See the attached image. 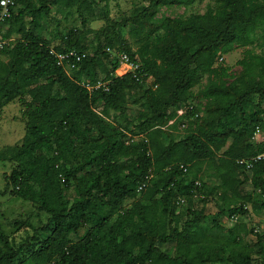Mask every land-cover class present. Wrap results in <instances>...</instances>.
<instances>
[{"label":"trees","instance_id":"obj_1","mask_svg":"<svg viewBox=\"0 0 264 264\" xmlns=\"http://www.w3.org/2000/svg\"><path fill=\"white\" fill-rule=\"evenodd\" d=\"M98 2L14 0L0 23L8 38L0 49V110L19 99L25 118L21 143L0 159L16 161L7 182L36 205L23 220L32 232L19 244L0 223V264H264V229L254 232L255 252L243 242L240 219L232 226L213 220L211 234L207 215L194 207L217 189L221 214L241 218L264 207V160L250 170L237 162L264 150V139L251 140L257 127L264 130V52L248 47L259 30L264 37V0H215L203 13L163 15L135 43L122 33L130 18L109 20L93 47L78 28L57 40L42 34L55 5L76 7L85 23ZM235 47L245 50L233 74L219 59ZM69 50L85 53L74 67L57 62L56 53ZM111 50L139 67L117 74ZM196 96L202 107L191 101ZM128 99L141 103L132 119ZM110 111L119 117L110 121ZM214 157L222 182L208 189L199 164ZM238 172L246 173L240 179ZM183 202L188 216L181 219L175 205Z\"/></svg>","mask_w":264,"mask_h":264},{"label":"rangeland","instance_id":"obj_2","mask_svg":"<svg viewBox=\"0 0 264 264\" xmlns=\"http://www.w3.org/2000/svg\"><path fill=\"white\" fill-rule=\"evenodd\" d=\"M97 4L92 7L91 13L84 15L86 22L83 23V17L78 15L76 7L73 9H68L66 11H61L58 5H55L50 12V17L45 23L42 34L47 38L57 40L59 35L66 34L70 29L78 28L84 32L86 43L89 47H93L97 43L98 38L96 36V31L105 26L109 20L117 19H127L130 18V22L122 27L123 35L128 38L131 43H135L138 36H143L145 31L150 28L161 16H177V15H188L192 12L203 13L209 5L215 3V0H193L191 3H184L179 0H172L167 3H161L157 6H151L150 0H98ZM137 17L136 21H140V33L135 34L132 32L134 25V18ZM17 33L13 31V35L10 37L13 41L17 37ZM137 46H134L136 48ZM248 47L253 48L257 52H264V37L262 36V31L257 32L256 39L253 44ZM244 47H235L232 51L223 55L222 62L230 67V72L233 74L238 73L241 70V66L238 62L240 58L244 55ZM1 57L6 61L10 60V57L5 53L1 54ZM120 66L117 68V74H123L126 72L125 66L123 68ZM149 81L152 78H148ZM206 76H202L200 82L193 88L196 93L197 90L206 82ZM193 103L200 104L202 107L204 100L199 96L194 97L191 100ZM101 105V104H100ZM126 105L131 109L129 113L126 112L127 116L132 119L133 112L140 108L141 103H133L131 99L126 101ZM100 107V106H99ZM98 107V108H99ZM23 106L19 99L8 103L0 110V151L8 146H13L15 144L21 143L24 133H25V118L23 115ZM186 105L179 108V113L185 111ZM118 116L117 111H110L108 119L114 121ZM121 119L123 117H120ZM193 123V122H192ZM173 132L176 137L179 129H174ZM261 139H264V130L259 129ZM254 135V134H253ZM251 140L257 142L254 137ZM219 161L214 157L213 159H207L199 164V175L208 184V189L210 187L222 182V178L219 176L220 168ZM16 166V161L13 160H2L0 159V223L2 228L9 234L13 240L19 244L21 240L27 237V234H31L32 230L23 224L28 216L36 211V205L34 202L29 200H24L23 198L15 195L12 191V184L7 182L6 176L9 175L13 168ZM193 170L190 171L191 176ZM246 172L237 173V178H243ZM248 174V173H247ZM249 182L242 185L243 193L244 190L249 188ZM73 191H68V195L71 196ZM224 200L221 195V190L211 194L208 202H194V207L197 209H202L207 215L204 219L207 231L213 233L214 228L213 220H220L225 226H232L237 221L231 220V216L228 214H221L219 212V206L224 204ZM175 214L181 219L188 216L187 213V203H182L180 205H175ZM238 219L241 220L246 226V232L241 233L243 236V242L249 243L253 250L256 252L258 250V245L254 236L255 229L258 231H263L264 229V207L254 208L253 211L247 215ZM37 221V219H35ZM196 226V225H195ZM253 229V232L251 230ZM82 233V230L80 231ZM222 237H227L229 233L226 230L220 232ZM168 248V247H167ZM26 251V250H24ZM26 253L23 254V257Z\"/></svg>","mask_w":264,"mask_h":264},{"label":"built area","instance_id":"obj_3","mask_svg":"<svg viewBox=\"0 0 264 264\" xmlns=\"http://www.w3.org/2000/svg\"><path fill=\"white\" fill-rule=\"evenodd\" d=\"M13 5H14V0H0V23L4 21L5 18L11 15V8ZM7 42H8V38L3 37L1 29H0V49H2L6 45ZM111 51L114 55H116L119 58L120 64H126L129 67L126 71L135 70L139 67L140 62H135L131 60L129 55L125 51H117V50H111ZM84 56H85V53H78L75 50H69L66 52L56 53V57L58 59L57 62L61 65H65L66 63H68L70 67H74L75 63L77 61H80ZM222 59L223 58L221 57L219 60H222ZM149 78H152V76H149ZM100 85H104V83L101 80H98L96 83V86H100ZM190 106L192 107V104ZM182 126H185V123H183ZM253 137L257 142L262 140L261 135L259 133V127H257L256 130L254 131ZM259 160H264V150L252 156L238 158L237 162L240 165L244 166L246 170H250L253 167V165ZM181 167L184 170L187 169L186 166H184L183 164H181ZM147 179H148V176H146L145 180H143L138 185L137 187L138 190H142L143 188L146 187ZM196 184L199 185L200 182L196 181ZM231 220L237 221L238 216L232 215ZM255 231H258V229H255Z\"/></svg>","mask_w":264,"mask_h":264},{"label":"bare ground","instance_id":"obj_4","mask_svg":"<svg viewBox=\"0 0 264 264\" xmlns=\"http://www.w3.org/2000/svg\"><path fill=\"white\" fill-rule=\"evenodd\" d=\"M124 65H126V64H124ZM128 68V66L126 65V68H125V70Z\"/></svg>","mask_w":264,"mask_h":264}]
</instances>
